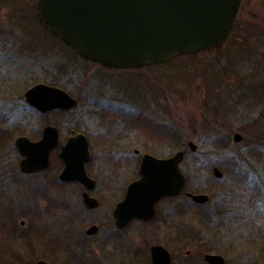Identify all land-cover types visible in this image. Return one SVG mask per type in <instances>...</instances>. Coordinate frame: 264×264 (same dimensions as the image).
Instances as JSON below:
<instances>
[{"label":"rangeland","instance_id":"rangeland-1","mask_svg":"<svg viewBox=\"0 0 264 264\" xmlns=\"http://www.w3.org/2000/svg\"><path fill=\"white\" fill-rule=\"evenodd\" d=\"M35 1L0 0V40L9 55L7 74L0 76V264L38 259L88 264L77 254L90 242L114 250L117 231L111 212L137 177L140 155H134L135 149L157 158L185 151L180 170L186 183L177 202L186 203V209L180 218L172 211L167 227L160 226L159 214L150 224L134 225L124 239L134 236L139 245H163L173 264H204L203 254L220 255L225 264H264V135L258 139L247 132L259 123L261 103L253 100L264 97V0H243L230 39L220 50L198 54L195 68L185 61L182 70L128 71L100 69L73 56L37 26ZM21 37L32 38L39 50L20 43L24 49H16L21 55L16 58L11 52ZM175 69L181 71L178 78L170 72ZM38 82L64 90L77 105L42 116L23 98ZM48 123L58 128L60 144L71 133L87 137L85 170L95 182L89 195L99 203L96 211L84 207L77 184L36 187L55 168L43 177H24V183L16 179L20 157L14 140L38 139ZM166 124L177 137L161 132ZM236 132L242 135L239 143L233 142ZM189 141L197 147L194 153ZM59 161L57 154L51 157L57 173ZM213 167L221 179L214 178ZM185 193L209 195L208 206L195 207ZM168 205L173 204L164 202L160 210L166 212ZM178 222L182 232L171 229ZM92 224L99 226L98 233L87 238ZM137 264L149 263L142 257Z\"/></svg>","mask_w":264,"mask_h":264},{"label":"water","instance_id":"water-1","mask_svg":"<svg viewBox=\"0 0 264 264\" xmlns=\"http://www.w3.org/2000/svg\"><path fill=\"white\" fill-rule=\"evenodd\" d=\"M242 0H36L39 24L52 36L70 47L79 57L101 67L117 70L141 69L174 60L183 55L219 50L229 39L237 20ZM26 103L40 113L58 109L68 111L77 100L64 90L37 84L24 94ZM242 135L233 134L239 143ZM59 143V131L47 125L38 141L25 136L16 138L15 148L22 158L23 173L37 172L49 164V154ZM187 147H197L189 141ZM63 162L59 180L79 184L86 209L98 206L88 191L95 183L86 173L89 159L87 138L73 134L60 146ZM184 153L176 152L168 158L145 154L141 157L139 177L131 182L123 201L113 209L118 228L132 219L149 221L154 217L155 205L162 198L178 196L185 185L179 166ZM214 178L222 173L214 167ZM196 204L208 202L206 194L188 193ZM96 226L86 230L93 235ZM151 264H171L168 251L152 246ZM207 264H225L220 255L205 254ZM36 264H49L39 260Z\"/></svg>","mask_w":264,"mask_h":264},{"label":"flooded vegetation","instance_id":"flooded-vegetation-1","mask_svg":"<svg viewBox=\"0 0 264 264\" xmlns=\"http://www.w3.org/2000/svg\"><path fill=\"white\" fill-rule=\"evenodd\" d=\"M242 4H243V0H242ZM34 8H33V17H34V19H35V21H36V24H37V26H39L47 35H50L51 37H53V39H55V40H57L58 42H60L62 45H64L68 50H69V52L71 53V52H73V56L75 55V57L76 58H78L79 60H81L83 63L84 62H88V61H85V60H83L81 57H79V56H77L76 54H75V52L70 48V47H68L67 45H65L63 42H61L58 38H56V37H54V36H52L51 34H49L48 32H46L43 28H42V26L39 24V22H38V20H37V17H36V10H35V4H34V6H33ZM231 37V36H230ZM230 37H229V39H230ZM31 38V37H30ZM228 39V40H229ZM22 41V42H21ZM21 41H19V42H15L16 44H18L17 45V48L16 47H14V49H12L13 51L11 52V54L12 55H14L16 58L17 57H20L21 55L17 52V50L16 49H24V47H22V46H20L19 44L20 43H24V44H28L26 47L27 48H30V46L31 47H34L35 48V50H39L38 49V47H37V43H35L36 41H33V39L31 38V40H27V39H25V37L23 38V37H21ZM13 44V43H12ZM6 45V42H4V41H2V39L0 40V76L1 75H6L7 74V72L5 71V68H6V64L7 63H9V59L7 58V56H9V55H6V54H4V52H3V49H2V46H5ZM30 45V46H29ZM12 57V56H11ZM88 63H91V62H88ZM91 64H94V63H91ZM94 65H97V66H99L98 64H94ZM100 67V69H105V70H110V71H128V70H114V69H109V68H105V67H101V66H99ZM142 69H149V67H146V68H142ZM132 70H140V69H132ZM12 74H16V72L15 71H13L12 72ZM145 80V79H144ZM1 81V80H0ZM146 82H145V85L148 87V82H147V80H145ZM37 84H46V85H49V86H53L52 84H48V83H43V82H38V83H35L33 86H35V85H37ZM33 86H31V87H29V88H27L26 89V91L28 90V89H30V88H32ZM54 87V86H53ZM149 88V87H148ZM26 91L24 92V94L26 93ZM24 94H23V98H24V102L26 103V101H25V96H24ZM162 95H164V97H165V94H162ZM126 102V101H125ZM128 102V101H127ZM128 103H130V102H128ZM127 103V104H128ZM27 104V103H26ZM28 105V104H27ZM29 106V105H28ZM30 107V106H29ZM30 108H32V107H30ZM32 109H34V108H32ZM36 112H38L39 114H41L42 116L43 115H49V114H52V113H57V111H58V109H55V110H52V111H50V112H46V113H40L39 111H37L36 109H34ZM121 114V113H120ZM151 115V114H150ZM156 120V119H155ZM153 121L150 119V122L149 123H152ZM148 123V124H149ZM47 125H50L49 123L48 124H46L45 126H47ZM44 126V127H45ZM52 126V125H51ZM43 127V128H44ZM43 128H42V130H43ZM42 130H41V133H40V136H39V138L38 139H36V140H32V142H35V141H38L40 138H41V136H42ZM73 134H75V133H73ZM72 135V133L69 135V136H67V138L68 137H70ZM20 137V136H19ZM26 137V136H25ZM18 138V137H17ZM67 138L65 139V141H64V143L66 142V140H67ZM87 138V137H86ZM16 140V139H15ZM15 140H14V142H15ZM30 140V139H29ZM31 141V140H30ZM87 141H88V139H87ZM63 143V144H64ZM63 144H60V143H58V145L54 148V149H52L51 151H50V154H49V164H48V166L45 168V169H43V170H40V171H37V172H31V173H23L21 170H20V161H21V157H20V155H19V157H20V159H19V162H18V170H19V175L18 174H15V176H16V179L18 178V180L21 182V183H24V181H26V178H24V177H27V176H42L43 177V174L47 171V170H54V168H55V172H53V174L50 176V177H47L46 179H44L45 181H43V183H39L36 187H43V186H45V187H47V186H51V187H54V186H57L58 185V181L59 182H61L60 180H59V174H60V171L62 170V167H63V163H62V161H61V159H60V157H59V152H60V146L61 145H63ZM89 145V144H88ZM14 146H15V144H14ZM16 149V148H15ZM189 149V148H188ZM17 151V150H16ZM178 151H182V150H178ZM178 151H176V152H178ZM189 151H190V149H189ZM175 152V153H176ZM183 153H184V158H185V151H182ZM190 152H192V151H190ZM18 153V152H17ZM133 153H134V155H140V158H139V160H138V164H137V171H136V175H137V177L136 178H134V179H132L128 184H127V186L131 183V182H133V181H135V180H137L138 179V177H139V166H140V161H141V157L143 156V155H145V154H149V155H151L150 153H146V152H143V153H141L140 154V151L139 150H137V149H135L134 151H133ZM175 153H173V155L175 154ZM192 153H194V152H192ZM57 154V158H59V160L61 161V169L59 170V172L57 173V171H58V168H56V166H54V165H52L51 163V157H53L54 155H56ZM153 156V155H152ZM172 156V155H171ZM170 157V156H169ZM166 158H168V157H166ZM184 158H183V160H184ZM53 168V169H52ZM219 169V168H218ZM56 173H57V175H56ZM57 177V179H56V177ZM185 176V175H184ZM186 178V177H185ZM92 179V178H91ZM93 180V179H92ZM62 183H66V182H62ZM95 183V182H94ZM66 184H75V183H66ZM77 185H79V184H77ZM80 186V185H79ZM127 186H126V188H127ZM81 187V186H80ZM94 187H95V185H94ZM93 187V188H94ZM82 188V187H81ZM126 188H125V192H126ZM82 193L84 192V189L82 188ZM93 190V189H92ZM92 190H90V191H92ZM184 190V189H183ZM183 190H182V192L178 195V196H175V197H166V198H162L161 200H159L157 203H156V205H155V214H154V217H152V219H150L149 221H142V220H138V219H132L130 222H128L123 228H118L117 226H116V224H115V220H114V218H113V209L116 207V205H118V204H120L122 201H123V199H124V196H125V192H124V194H123V196L120 198V200L114 205V207H113V209H112V212H111V216H112V220H113V225H114V227H115V229H116V231H117V236H116V245L114 246V250H100V249H98V248H95L96 246H93V245H91L92 243L90 242L89 244H87V245H83L82 247H83V249L84 250H80L81 252H83V254H77V257H85V261L87 260V263L88 264H105V262H112V261H114L115 260V262H117V264H137L138 263V261H139V263H140V261H141V258L143 257V259H145V261H148V263L149 264H151V252H150V249H151V247L152 246H156V245H159V246H162L163 248H165L167 251H168V249L166 248V247H164L163 245H160V244H144V245H139V244H136V243H133V239H134V236H131L130 237V241H128V240H126V239H124V235H125V233L127 232V231H129L134 225H137V224H139V225H142V226H144V225H147V224H150L153 220H154V218H155V216L157 215V214H159L158 216H159V219H162L161 220V224H160V226H163V225H165L166 224V222H168L169 220H168V218H169V215L171 214V212H172V214H173V216H176V217H181V215H184V213H185V209H186V203H182V204H179L177 201H178V198L181 196V194L183 193ZM90 191H88V193L90 192ZM186 194V196H187V193H185ZM193 194H196V193H193ZM188 197V196H187ZM81 198H82V194H81ZM189 198V197H188ZM189 200H190V198H189ZM209 200H210V197H209ZM209 200H208V202H206V203H204V204H195V203H193L191 200H190V202H191V204L192 205H194L195 207L197 206V207H206V206H208V204H209ZM82 202H83V198H82ZM98 202V201H97ZM164 202H169L170 204H173V205H168V210L166 211V212H164V211H161L160 210V207L162 206V204L164 203ZM83 204H84V202H83ZM172 206V207H171ZM84 207H85V205H84ZM86 208V207H85ZM99 208V203H98V206L95 208V209H92V210H88V211H96L97 209ZM175 219V218H174ZM168 220V221H167ZM168 223H170V221L168 222ZM22 225H23V223H21ZM91 226H96L97 227V231H96V233L95 234H93V235H87L86 234V231H85V234H86V236H87V238H92V237H95V235L98 233V230H99V226H97L96 224H92V225H90L89 227H91ZM166 227L168 226V224L167 225H165ZM88 227V228H89ZM169 228H171V226L169 225ZM171 229H175V230H181V232H182V230H183V225L182 224H180L179 222H178V225H176V223H174V227H172ZM124 239V240H123ZM72 251H73V249H71ZM79 251V252H80ZM168 253H169V255H170V259H171V264H173V256H172V254L168 251ZM185 254L186 255H188L189 254V251H186L185 252ZM70 256V255H69ZM141 257V258H140ZM39 260H43V259H38V260H36V261H30V262H28V264H36ZM45 261V260H44ZM202 261L204 262V264H207L205 261H204V254L202 255ZM46 262H48V261H46ZM55 262H58V259L55 261V260H53V261H51V262H48L49 264H55ZM57 264V263H56Z\"/></svg>","mask_w":264,"mask_h":264},{"label":"trees","instance_id":"trees-1","mask_svg":"<svg viewBox=\"0 0 264 264\" xmlns=\"http://www.w3.org/2000/svg\"><path fill=\"white\" fill-rule=\"evenodd\" d=\"M239 20V19H238ZM238 25H235V29L237 28ZM209 52H213V51H209ZM73 54V52H71ZM208 53V52H206ZM203 54V53H202ZM198 58V55H185V56H180L177 57L176 59L167 62V63H163V64H158V65H154L149 67V69L151 68H162V67H174V66H179V70H182V68L186 67L188 65V63L186 64L185 61L191 62V66L193 68H195V62H193L194 59ZM177 69H175V71H178ZM170 71V70H169ZM175 71L171 70L170 72L174 73L175 77L178 78V76L180 75L181 71H178L177 73H175ZM181 77V76H180ZM254 98V97H253ZM256 100V101H255ZM253 100L256 103H261V108L259 111L260 112V116H258V119H256V123L259 122L258 124H261V128L259 129L258 124L254 125L252 129H250L249 131L247 130V132L249 134H251L253 137H256L258 139H261L264 135V97H262L261 100L256 99ZM220 111L219 109H213V111ZM224 110V109H223ZM217 113V112H216ZM165 128V129H162ZM163 130H166V132L168 133V136L171 137V135L173 134L172 137H177V132L169 125H161V132ZM60 162V161H59ZM61 163V162H60Z\"/></svg>","mask_w":264,"mask_h":264}]
</instances>
